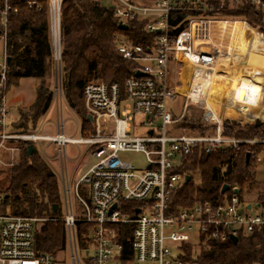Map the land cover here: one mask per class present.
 <instances>
[{
    "label": "built area",
    "instance_id": "2783aa9c",
    "mask_svg": "<svg viewBox=\"0 0 264 264\" xmlns=\"http://www.w3.org/2000/svg\"><path fill=\"white\" fill-rule=\"evenodd\" d=\"M9 1L3 0L0 12V174L17 166L28 146L56 174L70 264H193L181 259L182 247L199 246L201 238L225 242L231 236L264 233V207L256 201L255 205L240 201L236 187L216 203L196 201L177 213L169 207L170 197L186 184L185 178L192 180L182 165L194 152L210 155L245 144L252 147L249 160H264V139H233L221 129L223 114L241 95L240 68L263 40L247 20L221 12L233 11L247 0H104L117 25L128 29L129 23H140L148 40L140 45L117 36L115 50L132 63L131 74L122 89L116 83L85 84L82 99L90 128L83 132L78 120L72 136L65 135L62 112L66 107L59 40L63 0H46L55 122L46 120L47 112L32 131L12 126L6 102ZM248 1L264 11V1ZM176 95L184 98V107L189 100L216 106L218 120L211 134L174 130L185 115L182 111L175 117L168 110L167 102ZM68 145L76 150L73 159L67 156ZM128 152L142 154L145 165L137 167L119 159V153ZM87 156L94 163L76 176L71 174L68 162L77 169ZM54 161L59 172L52 166ZM9 199V194L0 193V206ZM39 221L0 213V264H58L50 255L34 251V226ZM78 225L84 227L83 245ZM122 238L129 242L130 254L124 253Z\"/></svg>",
    "mask_w": 264,
    "mask_h": 264
},
{
    "label": "trees",
    "instance_id": "16d2710c",
    "mask_svg": "<svg viewBox=\"0 0 264 264\" xmlns=\"http://www.w3.org/2000/svg\"><path fill=\"white\" fill-rule=\"evenodd\" d=\"M103 1L63 0L60 10L62 92L70 110L80 118L83 132L90 125L82 99L85 84L90 81L116 83L122 89L124 80L133 69L132 63L123 60L115 50L117 36L122 35L140 45L148 40L141 33L140 23L131 22L127 30H119L112 10ZM2 10L3 0H0V12ZM221 12L223 15L247 20L262 33L264 39V11L252 6L248 0L233 11L224 9ZM5 39L8 58L6 90L20 79L39 81L34 102L25 112L20 113L18 122L12 124L18 131L29 132L48 111L52 100V91L46 83L53 70L47 1L10 0ZM217 115L216 113L214 120ZM199 120H184L176 125V130L192 134L201 128ZM221 129L224 136L233 139H264V118L238 123L222 116ZM199 133L203 134L202 131ZM251 150L252 147L243 144L235 151L222 148L210 155L194 152L188 156L182 169L191 178L199 175L200 187L195 189L192 180L183 184L170 197V212L177 213L196 201L219 202L230 195L232 187L238 189L240 201H243L246 191L258 187L254 201L264 207V185L256 182V162L250 159L245 164V155ZM1 174L0 191L5 190L10 199L4 206H0V213L39 219L34 226L35 253L50 255L55 262L61 261L67 252V246L65 228L60 221L63 205L56 175L36 150L27 156L26 149L21 153L18 165ZM223 185H227L229 189L221 194ZM83 228L78 225L81 245ZM124 232L128 234V231ZM121 242L124 253L130 254V244L126 238H122ZM182 252L184 256L181 259L193 264H264V233L238 236L236 243L231 240L219 242L201 238L198 255H194L188 245L182 247Z\"/></svg>",
    "mask_w": 264,
    "mask_h": 264
},
{
    "label": "rangeland",
    "instance_id": "374dc122",
    "mask_svg": "<svg viewBox=\"0 0 264 264\" xmlns=\"http://www.w3.org/2000/svg\"><path fill=\"white\" fill-rule=\"evenodd\" d=\"M103 4H106L103 1ZM52 39V34H51ZM3 55V42L0 39V61L2 60ZM241 75L243 78V82L241 84V95L237 99L231 108H228L226 112L223 114L224 117L235 120L236 122L241 123H249L254 120L264 118V39L259 41L254 48L249 53L248 57L245 60L244 65L240 68ZM39 81L31 78H24L17 81L16 84L10 85L6 92V102L7 109L10 114L11 123H17L20 119V113L25 112L29 108V106L34 102L36 97V88L38 86ZM48 86L53 93L54 90V70H52L51 76L47 79ZM64 97V96H63ZM65 101V99H64ZM52 104V102H51ZM66 107L68 106L65 101ZM63 106V120H64V132L66 136H72L75 132L76 122L80 118L76 116V114ZM167 107L169 112L172 113L173 116L177 117L184 111L183 120L180 122L187 120H192L195 122L197 119L201 125L200 129H196L192 134H200L199 132H203L201 135L211 134L213 129L217 123L218 115L216 120L215 116L217 113V108L214 105H209L206 103L189 100L184 107V98L182 96L176 95L173 99H170L167 102ZM51 108V105H50ZM49 108V110H50ZM43 118H40L37 122V126L40 125ZM46 120L54 123L55 122V114L53 108L48 112ZM222 121V119H221ZM215 122V123H214ZM174 125V130L178 133L180 131L176 130V125ZM90 128V126L88 127ZM87 128V129H88ZM49 131H53V127L49 128ZM76 152L71 146H66V153L69 159H73L74 153ZM76 154V153H75ZM118 157L120 160L124 162H128L137 167H143L145 165L144 156L140 153L128 152V153H119ZM94 163V160L87 156L85 157L80 166L77 169H74L73 163L68 162V170L71 174L77 175V172L85 171L88 167H90ZM52 166L59 172V166L56 161L52 163ZM255 173H256V182L259 185H264V160L262 162L256 163L255 165ZM3 174H0V179ZM192 181L195 189L200 187V176L194 175L192 176ZM258 190V187H255L252 190H248L245 192L243 197V203H253L256 204L254 200L255 192ZM5 190H1L0 193H4ZM6 193V191H5ZM73 205L76 206V201L74 197L72 198ZM194 255H198L199 246L192 245L190 246ZM84 260V259H83ZM58 264H70L68 251L62 257V260L58 262Z\"/></svg>",
    "mask_w": 264,
    "mask_h": 264
},
{
    "label": "water",
    "instance_id": "95a60500",
    "mask_svg": "<svg viewBox=\"0 0 264 264\" xmlns=\"http://www.w3.org/2000/svg\"><path fill=\"white\" fill-rule=\"evenodd\" d=\"M117 27H118L119 30H127V26L126 25L118 24ZM7 62H8V59H7ZM139 75L140 74H138V73L136 74V76H139ZM87 119L90 120L91 119L90 116H88ZM32 152H33V147L32 146H28L27 149H26L27 156L31 155ZM248 161H249V153H246V155H245V164H247ZM188 181H189V176H187L185 178V183H187ZM228 189H229V187L227 185H223L222 188H221L220 193L221 194H224L226 191H228ZM112 208H114V206ZM54 211H55V207L53 208V212ZM230 240L233 243H236L237 242V238L236 237H233V236L230 237Z\"/></svg>",
    "mask_w": 264,
    "mask_h": 264
},
{
    "label": "crops",
    "instance_id": "0c3cea01",
    "mask_svg": "<svg viewBox=\"0 0 264 264\" xmlns=\"http://www.w3.org/2000/svg\"><path fill=\"white\" fill-rule=\"evenodd\" d=\"M50 105H51V104H50ZM49 108H50V107H49ZM50 110H51V108H50ZM50 110L48 109L47 112H49ZM47 112H46V113H47ZM46 113H45V114H46ZM45 114H44V115H45ZM44 115H43V116H44ZM43 116H42L41 118H43ZM12 124H13V123H12ZM36 127H37V125H36ZM36 127H35V128H36ZM35 128H34V129H35ZM15 130H16V129H15ZM31 131H32V130H31ZM72 148H73V147H72ZM73 149H75V148H73ZM33 150H34V149H33ZM75 153H76V152H75ZM75 153H74V156H75ZM74 156H73V157H74ZM82 172H84V171L77 172V175H78L79 173H82ZM55 175H56V174H55ZM74 176H76V175H74Z\"/></svg>",
    "mask_w": 264,
    "mask_h": 264
}]
</instances>
